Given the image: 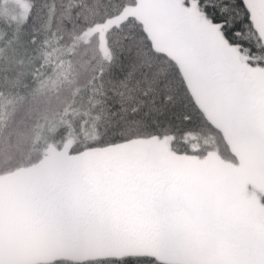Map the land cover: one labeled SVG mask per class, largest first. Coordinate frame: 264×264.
Here are the masks:
<instances>
[{"label":"snow or ice","instance_id":"6c2138e0","mask_svg":"<svg viewBox=\"0 0 264 264\" xmlns=\"http://www.w3.org/2000/svg\"><path fill=\"white\" fill-rule=\"evenodd\" d=\"M0 264H264V0H0Z\"/></svg>","mask_w":264,"mask_h":264}]
</instances>
